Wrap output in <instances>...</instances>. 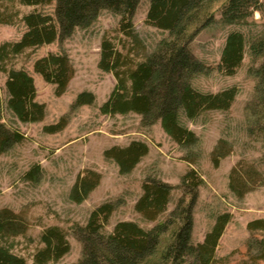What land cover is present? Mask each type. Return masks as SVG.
Here are the masks:
<instances>
[{
    "label": "rangeland",
    "instance_id": "rangeland-1",
    "mask_svg": "<svg viewBox=\"0 0 264 264\" xmlns=\"http://www.w3.org/2000/svg\"><path fill=\"white\" fill-rule=\"evenodd\" d=\"M228 1L215 0L212 9L215 22L189 46L192 55L210 69L208 74L195 77L192 85L207 94L237 89V96L228 111L204 112L195 120L181 116L182 124L198 138L196 145L191 147H181L174 142L161 122L147 126L137 114L108 116L101 112L117 86L114 76L99 68L103 42L109 41L132 64L138 65L169 38L168 33L147 23L148 0L141 2L130 33L121 28L120 16L104 12L90 28L77 30L62 46L56 42L28 49L6 60L3 66L8 71H25L34 79L36 101L46 106V117L40 123L24 124L17 120L7 106L8 76L0 73L4 123L24 136L21 143L0 156V210L13 211L27 225L23 235H0L1 248L27 264H35L36 254L44 248V232L59 227L66 235L70 251L59 261L48 264H77L83 256L78 229L88 225L91 214L98 207L106 203L118 204L103 226L107 234H111L120 222H133L151 231L170 219L182 198L185 197L186 206L191 202L183 178L193 171L194 180L200 186L193 212L192 244L204 243L217 217L231 214L232 219L212 264H264V231L248 230L249 223L264 219L263 127L255 135L248 133L264 101L263 95H257L262 80L256 75L264 55L254 56L251 51V46L264 38V13L250 8L243 12L241 19L231 23L223 16ZM54 8V5L32 8L20 0H0V11L9 20L8 24L0 22V47L22 39L27 32L23 23L26 15L35 11L53 14ZM233 32L244 35L246 48L242 65L235 75L229 76L219 70V65L227 38ZM61 48L68 54L76 73L66 93L57 97L56 86L46 83L34 67L37 61L49 54H58ZM85 92L95 96L94 104L74 108L78 96ZM64 117L69 121L62 132H44L45 127L57 124ZM134 141L145 143L149 153L131 174L121 175L117 164L107 160L104 153L113 147H127ZM220 142L226 143L230 155L215 167L212 154ZM37 167L41 169L38 181H28L26 175ZM236 168L246 174L251 186L254 184L253 190L243 199L230 190L231 174ZM87 171L99 173L102 179L83 203L76 204L70 194L79 175ZM148 178L174 187L167 211L155 222L145 220L135 210ZM170 238V233L164 235L160 251ZM187 261L193 264L194 259L189 257Z\"/></svg>",
    "mask_w": 264,
    "mask_h": 264
},
{
    "label": "trees",
    "instance_id": "trees-1",
    "mask_svg": "<svg viewBox=\"0 0 264 264\" xmlns=\"http://www.w3.org/2000/svg\"><path fill=\"white\" fill-rule=\"evenodd\" d=\"M11 1V0H9ZM23 5L40 8L54 5V13L35 11L23 18L27 29L17 43H7L0 47V73L7 74L6 89L9 96L8 109L20 122L40 123L46 117V106L36 101L37 90L34 79L25 71H8L3 64L12 56L23 54L26 50L49 46L56 42L62 46L71 39L77 30L90 28L104 12L121 17V28L130 33L133 20L143 0H20ZM147 23L168 33L159 49L138 65L118 52L112 43L102 44L99 68L112 74L117 86L109 100L101 108L103 115L116 116L137 114L143 118L144 125L161 122L162 128L174 142L181 147L196 145L198 138L194 132L181 122V116L195 120L204 112L228 111L237 96V89H229L219 94L197 91L192 83L195 77L208 74L209 67L196 59L189 50L190 44L206 28L215 22L212 12L215 0H148ZM254 9L263 15L264 0H229L223 13L228 22L241 19L244 11ZM0 22L9 23L7 16L0 11ZM130 35V34H128ZM246 39L240 32L231 33L226 41L219 70L229 76L235 75L244 61ZM254 56L264 55V38L251 46ZM35 72L48 84L56 86V96L66 93L76 71L63 48L58 54H49L35 64ZM256 75L262 80L257 95L264 99V62ZM95 96L82 93L74 108L93 105ZM261 111L248 128L249 135L263 127L264 101ZM68 118L57 124L47 126L44 132L57 134L68 125ZM24 136L10 129L3 119V105L0 97V156L11 151L21 143ZM220 142L212 154V162L219 167L221 160L230 155ZM149 153V147L139 141L127 147H113L104 153L107 160L114 161L121 175L131 174ZM40 167L26 175L28 181H38ZM192 171L183 178V185L189 189L191 202L186 206L182 198L170 219L151 231H145L133 222L118 223L111 234L103 230L118 204L106 203L92 214L89 223L79 228L77 238L83 245V256L77 264H212L216 249L230 223L231 214L216 219L212 231L204 243L194 246L193 212L197 203L200 183L194 180ZM102 176L94 171L82 173L71 191L70 198L76 204L83 203L100 185ZM230 190L243 199L253 190L246 174L236 168L230 178ZM143 195L137 201L135 210L150 222L158 220L167 211L174 187L154 178H148L142 186ZM186 206V207H185ZM251 232L264 231V219L248 224ZM27 232V225L20 215L9 209L0 210V235L17 237ZM170 233L171 238L160 251L162 238ZM44 248L35 256V264H48L59 261L70 251L65 233L59 227L47 229L42 237ZM0 264H27L0 247Z\"/></svg>",
    "mask_w": 264,
    "mask_h": 264
}]
</instances>
